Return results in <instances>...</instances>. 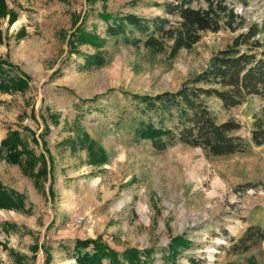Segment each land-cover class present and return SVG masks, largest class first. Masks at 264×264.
<instances>
[{
  "label": "rangeland",
  "instance_id": "374dc122",
  "mask_svg": "<svg viewBox=\"0 0 264 264\" xmlns=\"http://www.w3.org/2000/svg\"><path fill=\"white\" fill-rule=\"evenodd\" d=\"M167 1L173 0H4L0 59L16 66L6 78L24 74L28 86L0 88V184L23 198L22 210L0 208L3 264H46L47 253V264H79L75 239L98 236L119 251L152 247L150 264H169L166 247L178 234L192 245L177 264H264V241L241 253L230 249V239L249 225L264 228V144L250 138L262 101L250 96L224 109L208 100L218 120L240 123L237 134L247 143L243 152L214 156L183 143L158 151L136 141L134 128L148 117L129 95L178 89L252 23L264 45V0H221L243 24L201 31L174 57L168 46L153 53L142 42L105 35L112 20H103L102 11L175 21L164 14ZM190 4L207 7L205 0ZM79 24L105 38L101 65L84 66V54L96 51L90 44H78L80 53L70 49ZM99 148L101 162L94 160Z\"/></svg>",
  "mask_w": 264,
  "mask_h": 264
},
{
  "label": "trees",
  "instance_id": "16d2710c",
  "mask_svg": "<svg viewBox=\"0 0 264 264\" xmlns=\"http://www.w3.org/2000/svg\"><path fill=\"white\" fill-rule=\"evenodd\" d=\"M95 0H86L93 3ZM104 1V0H103ZM206 8L191 6L190 0H173L162 4L165 15L177 17L175 21L167 16H140L135 13L112 15L105 10L100 16L107 23L105 35L109 37L121 36L122 39L134 45L142 42L153 53L163 52L167 46L170 56L177 55L180 49H190L200 38V32L218 31L223 24L231 31L243 24L241 15L234 12L221 0H205ZM4 0H0V15L4 14ZM239 18V22L234 24ZM261 28L252 23L245 30L239 32L224 48L212 54L200 72L186 79L178 89L163 91L154 95L130 94L133 101L139 104V112L146 115L134 128L136 141L148 140L155 150L161 151L176 143H183L192 147H200L204 152L214 156H225L243 152L247 143L237 134L240 123L228 118L218 120L208 105L209 99H216L221 107L230 109L237 106L250 96H256L262 104L253 114L250 130L251 141L255 145L264 144V45L258 34ZM137 31L144 35L131 36ZM171 42L167 45V42ZM106 40L95 31H89L79 24L68 39L70 49L74 52L78 44H90L95 53L84 54V66L101 65L104 62L101 49ZM16 68L12 63L0 59V88L24 89L28 86L26 75L6 78L7 70ZM80 99L81 102L94 100ZM156 118V120H153ZM172 125H168L170 123ZM12 135H17L12 132ZM5 143L4 141L2 142ZM92 154L96 150L90 145ZM101 162L104 150L99 148ZM52 189V188H50ZM0 208L22 210L23 198L13 190H7L0 184ZM3 225L15 226L10 223ZM230 249L234 253H241L264 241V228L259 225H249L237 238H231ZM192 245V241L184 234L172 236L167 244L165 259L169 264H177V257ZM76 261L79 264H150L153 261L152 247L140 249L136 246L116 250L101 238H76ZM9 253L15 251L3 244ZM36 249V247H34ZM81 249L84 251L81 252ZM48 252V251H47ZM22 258H16L20 263ZM49 261L46 254L45 263ZM192 264L195 261L191 259ZM0 264H3L0 261Z\"/></svg>",
  "mask_w": 264,
  "mask_h": 264
},
{
  "label": "crops",
  "instance_id": "0c3cea01",
  "mask_svg": "<svg viewBox=\"0 0 264 264\" xmlns=\"http://www.w3.org/2000/svg\"><path fill=\"white\" fill-rule=\"evenodd\" d=\"M2 136H3V135H2ZM2 136H1V137H2ZM4 136H5V135H4ZM4 136H3V137H4ZM17 192H19V191H17ZM20 193H21V192H20Z\"/></svg>",
  "mask_w": 264,
  "mask_h": 264
},
{
  "label": "built area",
  "instance_id": "2783aa9c",
  "mask_svg": "<svg viewBox=\"0 0 264 264\" xmlns=\"http://www.w3.org/2000/svg\"><path fill=\"white\" fill-rule=\"evenodd\" d=\"M79 221H80V219H79Z\"/></svg>",
  "mask_w": 264,
  "mask_h": 264
}]
</instances>
